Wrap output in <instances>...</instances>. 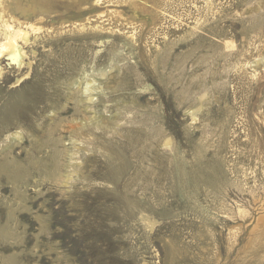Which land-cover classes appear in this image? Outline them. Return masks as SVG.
I'll list each match as a JSON object with an SVG mask.
<instances>
[{
	"label": "rangeland",
	"instance_id": "374dc122",
	"mask_svg": "<svg viewBox=\"0 0 264 264\" xmlns=\"http://www.w3.org/2000/svg\"><path fill=\"white\" fill-rule=\"evenodd\" d=\"M3 3L0 264H264V0Z\"/></svg>",
	"mask_w": 264,
	"mask_h": 264
},
{
	"label": "bare ground",
	"instance_id": "6f19581e",
	"mask_svg": "<svg viewBox=\"0 0 264 264\" xmlns=\"http://www.w3.org/2000/svg\"><path fill=\"white\" fill-rule=\"evenodd\" d=\"M100 0H97V2ZM7 11H5L4 9V3L3 0H0V75L3 74V68L1 67V60L2 58L4 59V57L7 58V60L10 62L11 65H15L17 68L21 69L24 67L27 68H31V61L29 60V54L27 51H29L30 53V49L26 50L25 47L27 45L30 46L31 43V36L35 35L41 31L42 27H38L35 24H29V23H24L19 21L16 18H13L12 16H10L9 18H7L8 14L6 13ZM20 15V14H19ZM249 24V23H248ZM247 24V25H248ZM251 24V23H250ZM246 25V26H247ZM257 25V24H256ZM75 29H78L80 31H85L87 30V24L85 23H77L73 25ZM93 29V28H91ZM96 30H98V32L100 30V27H96ZM43 30V29H42ZM104 30V29H102ZM195 30V29H194ZM259 32V31H258ZM261 32V31H260ZM263 32V31H262ZM82 33V32H81ZM256 37H257V33ZM60 35V34H59ZM126 35V34H125ZM254 35V34H253ZM263 35V33H262ZM259 37V36H258ZM132 38H135L134 35H128L127 39L129 40H133ZM252 39V38H251ZM256 39V38H255ZM35 40V39H34ZM253 40V39H252ZM252 40L249 39V41L252 42ZM248 41V42H249ZM250 43V42H249ZM253 44V43H252ZM30 48V47H29ZM34 48V47H33ZM32 49V47H31ZM256 51V50H255ZM262 56V55H261ZM29 57V58H28ZM34 57V56H33ZM260 59V56H259ZM258 59V60H259ZM257 60V61H258ZM261 60V59H260ZM264 61V60H263ZM33 63V62H32ZM258 63V62H257ZM260 63V62H259ZM260 65V64H259ZM120 67V65H119ZM253 69V68H252ZM258 71V70H256ZM20 72V71H19ZM83 73V72H82ZM25 74V73H24ZM22 74V75H24ZM258 74V73H257ZM26 76V75H25ZM98 76H100V79L102 77L105 76L104 73L96 75L95 73L90 74V73H84L83 74V78L82 81L81 79H79L82 83L80 87L77 88V90H79L80 94H81V101L83 103H86V107L87 109L93 110L94 111V101H95V95L97 96L98 94V90L101 88L100 85L98 84V80L100 82V79H96ZM254 77V76H253ZM258 77V76H257ZM21 81V78H19L17 80L16 83H19ZM78 81V80H77ZM102 81V80H101ZM22 83V81H21ZM79 83V82H78ZM78 85V84H77ZM17 87V86H16ZM102 89V88H101ZM103 90V89H102ZM101 91V90H100ZM78 92V93H79ZM79 95V94H78ZM18 100H23L25 99V94H18L17 95ZM74 98V97H73ZM80 101V102H81ZM202 101V100H201ZM109 101H107L108 103ZM13 103H16L15 101H13ZM96 104V103H95ZM105 105V104H104ZM108 105V104H107ZM106 107V106H105ZM104 108V106H103ZM106 109V108H105ZM104 109V110H105ZM88 112H91L89 110H87ZM93 113V112H92ZM90 113V114H92ZM96 113V112H94ZM83 114V113H82ZM89 114V113H87ZM194 117V113L191 114ZM89 117V116H88ZM101 120H103L101 117L95 115L90 117V124L95 125V126H100V122ZM86 122V121H85ZM102 123V127H107L108 124L106 122H101ZM89 125V124H88ZM105 125V126H104ZM78 126V125H77ZM77 126H75L76 128H78ZM82 126V124L80 125ZM79 126V127H80ZM84 126V125H83ZM71 127V126H70ZM98 127L96 128V130L98 129ZM109 127V126H108ZM72 129V128H71ZM82 129V127H81ZM73 130V129H72ZM94 130V129H93ZM103 130V129H102ZM101 130V131H102ZM78 131V130H77ZM104 131V130H103ZM73 132H75L73 130ZM89 133V132H88ZM84 134V133H83ZM87 134V133H86ZM84 134V135H86ZM101 135V134H100ZM91 136V135H90ZM93 136V135H92ZM104 142V141H103ZM45 170V168H44ZM51 171V170H50ZM74 171V170H72ZM48 176L51 177H55V172L51 171L47 174ZM18 177V176H17ZM73 178V177H72ZM130 207V206H129ZM241 212H244L243 210ZM150 217V216H149ZM148 216H142L141 220L142 222L145 223V225L149 228H152L155 225V222H153V220H151ZM260 226V225H259ZM261 228V226H260ZM258 230V229H257ZM264 232V231H263ZM261 233V232H260ZM260 241V240H258Z\"/></svg>",
	"mask_w": 264,
	"mask_h": 264
}]
</instances>
